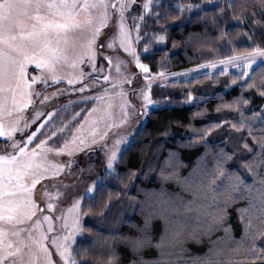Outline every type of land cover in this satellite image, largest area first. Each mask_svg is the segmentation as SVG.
<instances>
[{
	"label": "trees",
	"instance_id": "obj_1",
	"mask_svg": "<svg viewBox=\"0 0 264 264\" xmlns=\"http://www.w3.org/2000/svg\"><path fill=\"white\" fill-rule=\"evenodd\" d=\"M199 1L203 12L153 26H167L168 39L144 60L150 72L222 59L208 52L226 40L249 47L244 33L252 13L261 15L256 0H182ZM262 30L255 28L257 42ZM221 32L229 35L216 39ZM234 74L151 89L158 106L82 200L73 247L83 264H264V90L226 89ZM186 90L194 100H185Z\"/></svg>",
	"mask_w": 264,
	"mask_h": 264
},
{
	"label": "snow or ice",
	"instance_id": "obj_2",
	"mask_svg": "<svg viewBox=\"0 0 264 264\" xmlns=\"http://www.w3.org/2000/svg\"><path fill=\"white\" fill-rule=\"evenodd\" d=\"M252 6L261 15L257 19V13H252L251 34L244 33L249 47L239 50L226 40L208 52L223 58L198 68L222 65L221 76L229 67L236 69L226 89L264 90V30L259 42L255 33L257 26L264 29V0ZM160 9L161 0H0V264H83L87 259L73 247L82 213L75 212L71 220L56 217L64 220L59 231L66 234L49 238L54 230L51 218L40 211L33 189L46 175L55 177L64 167H71V160L55 163L54 156L74 157L85 151L115 128V121L141 112L152 98L154 82L181 75L150 74L151 64L144 60L152 53V45H165L168 39L167 26L158 30L153 26L162 18L174 20L193 9L203 12V6L181 0L173 5L174 15L166 7ZM211 22L215 25V18ZM226 35L221 32L216 39ZM172 43L175 47L176 41ZM258 61L259 71L254 67ZM183 75L187 79L189 74ZM71 95L77 99L45 110L60 97ZM184 95L186 101L194 100L193 91L186 90ZM81 104L85 107L72 120L87 115L68 140L64 137L72 130L71 124L64 118L55 121L69 106ZM42 196L50 199L47 191ZM49 244L58 260L53 259Z\"/></svg>",
	"mask_w": 264,
	"mask_h": 264
},
{
	"label": "rangeland",
	"instance_id": "obj_3",
	"mask_svg": "<svg viewBox=\"0 0 264 264\" xmlns=\"http://www.w3.org/2000/svg\"><path fill=\"white\" fill-rule=\"evenodd\" d=\"M164 3L173 6L174 4L179 3V0H161V4ZM193 4H201L203 6L205 3L199 1L194 2ZM103 31L104 29H102V32ZM163 46L164 45H152V48ZM208 63L209 62H206L196 66H192L190 68L180 69L176 71H162L166 73H179L181 75L178 77L168 75L166 81L159 80L154 83L158 85H165L170 82L186 80L183 75L186 72L189 74L187 79L198 74H203L205 72L213 75L215 73H218V70L223 67L222 65L217 64L216 68H205L198 71L200 65H207ZM257 64H259V61L257 62ZM29 67L32 68L34 66L30 65ZM112 71L114 73V69ZM133 71L137 73L140 72V70L136 69L134 65ZM236 71V69L229 67L228 72L236 73ZM154 73L150 72V74ZM131 87L132 85L127 86V88ZM127 88L125 89V91H127ZM69 99L75 100L77 99V97L75 95L60 97L54 104L47 107L45 110L50 111L53 107H59L61 104H67V101ZM76 106H69L68 108H66L63 112L60 113V117H58L55 121L56 123H59L60 118H64L68 123L71 124L72 130L67 131L64 137L68 140H71L73 138V134L78 128L80 121L84 119V115H87V113H84L82 117L80 116V118L78 117L75 121H73L72 116L76 112L80 111L81 108L85 107V105L81 104L75 109ZM157 106L158 103L151 98L148 101L147 105L143 106L141 112H133L131 116H129L126 120H122L120 122L118 120L115 121V123L117 124L116 127L112 128L109 133L101 136L99 140L95 141L93 144L87 146L85 151L76 152L74 154V157H68L66 153H61L59 156H54L55 163H66L67 161L71 160V167H64L59 175L55 177H53L51 174L46 175L45 178L43 180H40L37 183L36 187L33 189V199L36 200L40 211L44 215H48L51 218V223L54 230L53 232L48 233L49 238L54 235L66 234L59 231L60 226L64 223V220L61 219L58 221L56 217H66L67 219L71 220L75 212H80L83 198L85 196L92 195L94 186L99 183L102 176L106 172L112 170L113 163L117 159L120 152L132 141L137 129L145 123L147 113L152 108H156ZM87 107L91 108L92 105H87ZM115 112L118 115L119 109L116 108ZM111 122L112 121H110V123ZM38 123L39 121L37 122V124H33L30 131L35 130V128L38 126ZM76 134L79 135L78 133ZM36 142L38 143L39 141L37 140ZM62 143L63 139L60 140L59 144L62 145ZM45 191L49 193L50 199L48 197L42 196V193ZM48 203H51L53 205L51 209L47 208ZM47 226V223H44L43 227L45 229H47ZM80 232L76 234V236L74 237V241L78 237ZM48 246L53 253V259L58 260L59 258L55 253V249L50 244Z\"/></svg>",
	"mask_w": 264,
	"mask_h": 264
}]
</instances>
